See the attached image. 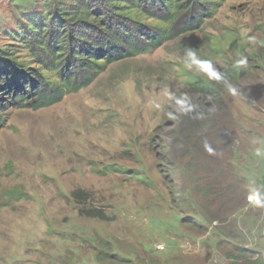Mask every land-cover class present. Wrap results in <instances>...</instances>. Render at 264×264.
<instances>
[{
    "label": "rangeland",
    "instance_id": "rangeland-1",
    "mask_svg": "<svg viewBox=\"0 0 264 264\" xmlns=\"http://www.w3.org/2000/svg\"><path fill=\"white\" fill-rule=\"evenodd\" d=\"M150 2L136 0L146 12L130 9L117 29L142 42L140 28L169 32L158 46L105 64L49 106L4 110L0 264H231L229 253L242 250L264 260V0L195 3L172 24L167 8ZM51 4L75 1L0 0V49L57 83L23 36L29 18ZM99 9L90 8V21L100 12L114 17ZM88 33L93 39L97 30ZM236 68L235 78L223 74ZM193 77L211 79L220 97L192 90ZM193 111L204 122L228 118L232 132L214 146L223 169H234L228 180L240 196L232 210L181 184L189 152L175 129L185 131ZM169 161L179 168L174 197L163 176Z\"/></svg>",
    "mask_w": 264,
    "mask_h": 264
},
{
    "label": "trees",
    "instance_id": "trees-1",
    "mask_svg": "<svg viewBox=\"0 0 264 264\" xmlns=\"http://www.w3.org/2000/svg\"><path fill=\"white\" fill-rule=\"evenodd\" d=\"M74 1L75 4L69 6L64 4V6H57L55 9H53L52 4L50 6L45 5L44 13L29 18L28 29L24 31L23 35L26 45L32 52L36 51L38 54L46 56L47 61L42 60V64H46L48 70L54 71L58 75L59 81L57 83L50 81L37 70L22 69L23 65L16 63L12 57L13 53L9 49H0V127L6 122L4 110L7 108L28 107L38 109L49 106L57 102L63 94L77 91L86 86L94 73L105 64L144 53L150 47L158 46L160 41L169 34L166 32L160 35L155 32L150 33L147 30L143 31V28L139 30L136 28L138 34L143 36L142 38H147V42H142L141 40L136 41L131 33L125 34L117 29L124 26L125 23H121L122 20H128L125 18L129 16L130 9L141 8L140 10L146 12L144 5L148 2L140 5L135 3L136 0H131L134 5L129 6L126 5L125 0H103L102 3L97 0ZM150 1V4L167 8L163 16L164 22L172 24L180 12L187 11L189 5L195 3L215 4L222 0ZM94 6H98L100 7L99 10L108 11V13L111 11L114 17L107 14H105L107 16L102 15L103 13L100 12L96 20L90 21V8ZM51 8L54 11L50 12ZM190 9L188 10L190 11ZM204 14L205 12L201 10L199 16ZM115 17L117 18L115 19ZM116 20L118 26L115 24ZM194 20H196V16H191L189 19L190 26ZM91 30H97V35L93 39L88 33ZM88 36L90 41L87 40ZM84 55L87 58L82 57ZM238 70V68L227 70L223 74L227 75L228 78H235ZM82 72L84 77H81ZM35 73L39 77L38 79L33 77ZM188 85L195 92L206 96L220 97L219 88L209 78L193 77ZM195 114L194 111L191 114L186 113L185 131L181 129L180 125H177L175 129V140L182 139L184 147L189 152V159L183 163L188 181L184 179V176L181 179V184L184 186L188 183L190 190L198 191V194L210 205H217L218 210L223 207L226 208V206L232 210L240 196L236 187L228 180V176L233 175L234 169L231 164L229 167L228 164H225L227 166L226 171L223 169L224 161L217 157L214 146V143L228 137L229 132H232L229 127L226 128L228 118L221 116L220 118L217 117L216 120L213 117L208 119L211 123L207 124L205 122L208 121L204 122L196 118ZM225 114L231 117L226 108ZM201 164L203 166L209 165L210 168V172L205 177L204 169L199 167ZM176 165V162L169 161L165 165L169 171H163L167 188L169 193L173 195L172 197L175 195V184L178 180L176 176L178 177L179 174V168ZM172 177L173 179H171ZM142 180L144 181L143 178ZM73 195L76 196L74 193ZM81 212L91 217H104L103 212L96 209H86L81 210ZM202 216L205 220H210L208 215L203 214ZM214 219L221 220L218 217ZM247 253V251L242 250L234 257L232 253H229V258L234 259L231 264H264L260 254L253 257V254Z\"/></svg>",
    "mask_w": 264,
    "mask_h": 264
}]
</instances>
